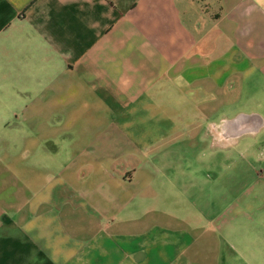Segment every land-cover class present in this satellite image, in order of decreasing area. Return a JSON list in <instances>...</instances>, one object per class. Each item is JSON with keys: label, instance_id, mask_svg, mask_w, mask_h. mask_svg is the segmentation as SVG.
I'll use <instances>...</instances> for the list:
<instances>
[{"label": "crops", "instance_id": "obj_1", "mask_svg": "<svg viewBox=\"0 0 264 264\" xmlns=\"http://www.w3.org/2000/svg\"><path fill=\"white\" fill-rule=\"evenodd\" d=\"M0 264H264V0H0Z\"/></svg>", "mask_w": 264, "mask_h": 264}, {"label": "rangeland", "instance_id": "obj_2", "mask_svg": "<svg viewBox=\"0 0 264 264\" xmlns=\"http://www.w3.org/2000/svg\"><path fill=\"white\" fill-rule=\"evenodd\" d=\"M196 152V151H195ZM195 155H197V153H194ZM195 167L193 166L192 167V169H194ZM221 168V167H220ZM223 168V170H222V172H225V174L224 175H222V179H224V177H226V176H228L230 173H233V171H235L234 169H233V171L231 170H229V169H224V167H222ZM221 181V180H220ZM219 188H223V186L221 187V183H219Z\"/></svg>", "mask_w": 264, "mask_h": 264}]
</instances>
